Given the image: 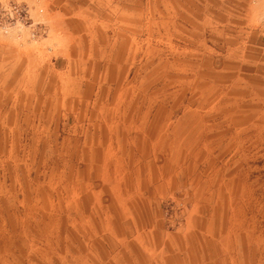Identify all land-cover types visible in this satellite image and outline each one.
<instances>
[{
	"label": "rangeland",
	"instance_id": "1",
	"mask_svg": "<svg viewBox=\"0 0 264 264\" xmlns=\"http://www.w3.org/2000/svg\"><path fill=\"white\" fill-rule=\"evenodd\" d=\"M1 1L0 264H264V0Z\"/></svg>",
	"mask_w": 264,
	"mask_h": 264
},
{
	"label": "built area",
	"instance_id": "2",
	"mask_svg": "<svg viewBox=\"0 0 264 264\" xmlns=\"http://www.w3.org/2000/svg\"><path fill=\"white\" fill-rule=\"evenodd\" d=\"M31 29L34 36L44 31L40 24L34 23L30 8L22 3H4L0 0V32L10 34L13 30ZM38 30V31H37Z\"/></svg>",
	"mask_w": 264,
	"mask_h": 264
}]
</instances>
